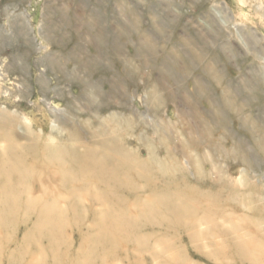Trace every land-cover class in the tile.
I'll list each match as a JSON object with an SVG mask.
<instances>
[{
  "label": "rangeland",
  "instance_id": "374dc122",
  "mask_svg": "<svg viewBox=\"0 0 264 264\" xmlns=\"http://www.w3.org/2000/svg\"><path fill=\"white\" fill-rule=\"evenodd\" d=\"M253 6L0 0V264H264ZM230 22L257 33L260 60ZM103 140L141 160L152 144L180 167L140 175L125 162L119 178L106 163L105 185L79 171L87 154L103 162Z\"/></svg>",
  "mask_w": 264,
  "mask_h": 264
},
{
  "label": "bare ground",
  "instance_id": "6f19581e",
  "mask_svg": "<svg viewBox=\"0 0 264 264\" xmlns=\"http://www.w3.org/2000/svg\"><path fill=\"white\" fill-rule=\"evenodd\" d=\"M238 1L241 4V6L242 5H246L249 1H253L254 10L257 13V15L259 16V18L261 19V21L263 22V20H264V0H238ZM242 16L245 18V15H242ZM263 24H264V22H263ZM232 26H233V30L239 32L238 35H240L241 37H245L246 39H248V36H250L252 34L251 38L254 39V41H253V42H255L254 46H251V41L248 43L246 41V39L244 40L246 42L244 45L245 46H249L247 48L250 51H252V52L255 51V53L253 54V57H256L257 59L260 60L261 58L256 53V51H257L256 48H258L256 46V44L259 42V39H257V33L256 32H252L251 33L250 32L251 28L246 23L242 24L240 22H233V23H231V27ZM263 60L264 59H262L261 61H263ZM258 71H259L258 69H256V70L254 69L253 72L257 76H259ZM99 144H100V148H103V147L106 148V150L104 152V155H102V156L100 155V158H101V160L103 162L99 163V159L98 158H96L97 159L96 160L93 157H91L89 154H87L88 156L85 157L82 160L83 162L84 161L85 162H84V164L83 163L81 164V169L79 171H81L83 173V175L86 174V176L84 175L85 177L89 176L88 179L91 176H93V177L95 176L97 179L100 178L101 180H103L105 185H108V186H110L111 181H109V183H108V181L104 180V178L105 177L109 178L110 175L113 174V172H115V171L108 169V167H106L104 165L106 163H111V162L118 163L119 165H117V168L122 166L121 168H123V169H121V172H124V173H117L116 174L117 177H119V178H120L121 175L123 177V174H125V171H124L125 167H123V165H125V162H126V165H131V166L132 165H136V166H138L141 169L139 171L140 175L144 174V171H145L146 168H148V169H150L152 171L153 164L157 165L158 168H160L161 170H163L165 172L169 171V167H172L174 169L176 167H180L179 162L177 161V159L175 157L171 158V164L168 163L166 160H161L159 158V156L156 155V151H155L154 147L152 146V144H149V146H148L150 151H151V154L148 155L149 157H147V159H145V160L144 159H142V160L141 159H137L134 155H132L133 153H131L130 151H123V149L116 148V146L114 145V143L112 141L103 140V141L99 142ZM57 146H59L58 151L60 153H65L66 150H64V148H63L64 145L63 144L56 145V147ZM114 146H115V148H114ZM169 164H170V166H169ZM14 171L17 174H19L20 180L22 179V176H24L26 174L21 169L14 168ZM146 175H147V173H146ZM243 175H242V179H244ZM7 181H8V179H7ZM241 183H243L245 185V181L241 180ZM216 197L213 199V202H215V203L217 202V198ZM240 198H241V202L243 204L244 203L246 204V199L247 198L251 199L249 194L248 195L242 194L240 196ZM174 215H176L179 220L181 219V214H180V209L179 208L178 209L176 208V210L174 211ZM237 247H239L238 250H239V252H241V254L244 257H249V254L253 256V253L255 252V249H256L255 243H249V242L246 243L245 241H244L243 245H239Z\"/></svg>",
  "mask_w": 264,
  "mask_h": 264
}]
</instances>
